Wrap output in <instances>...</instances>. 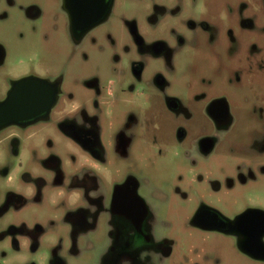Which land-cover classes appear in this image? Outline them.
Segmentation results:
<instances>
[{"label": "rangeland", "instance_id": "374dc122", "mask_svg": "<svg viewBox=\"0 0 264 264\" xmlns=\"http://www.w3.org/2000/svg\"><path fill=\"white\" fill-rule=\"evenodd\" d=\"M27 1L17 0L21 6ZM154 1L170 11L179 9L176 14L179 35L192 37L181 17L192 21L199 20L203 14L209 27L218 25L223 44L208 48L200 36L196 48L180 49L168 61L143 57L142 74L135 80L128 65L137 54L133 49L126 50L130 38L121 19L135 18L141 26L145 4L123 3L109 21L95 31L96 44L85 43V61H81L80 66L73 61L69 67V77H80L81 82H66L62 89L64 94H77L80 97L74 99L83 100L88 99L82 97L88 92L82 82L89 76H96L105 85L110 80L115 81L114 94L106 99L107 105L101 109V114H97L96 124L103 148L99 165L102 176L114 182L125 177L134 181L137 195L148 211L145 226L152 243L169 240L172 253L166 258L159 256L151 244L118 262L111 257V234L115 224L107 209L110 186L104 183L99 184L96 196L90 195L101 199L95 210V223L92 229L80 233L75 239L74 250L72 239L69 244L65 242L70 233L61 224L68 208L63 207L61 187L47 188L42 203L25 212V221L54 224L49 240L57 238L60 241L58 255L66 264H192L197 261L209 264L214 258L229 260V264H248L224 246L222 236L194 230L188 226V219L199 201L215 206L228 217L248 205L264 209V156L250 148V143L258 139L264 129V0ZM6 3V0H0V45L6 53L7 70L13 75L25 70L31 64L29 58L35 50L45 51L49 70L61 69L67 47L61 29L50 32L45 41H38L31 22L24 19L21 11ZM107 33L111 40L104 37ZM163 39L172 43L168 32ZM18 60H21L20 65L16 64ZM154 74L161 75L164 86L158 88L154 85ZM205 82L209 83L208 87H203ZM117 85H130L132 92L121 96ZM7 87L6 80L1 81L0 71V99ZM203 88L206 94L222 93L232 111V122L222 130V141L217 142L215 149L207 155L200 154L196 148L187 151L188 147L184 145L187 143L182 147L176 145V120L165 108V100L174 98L191 111L200 110L203 103L189 96ZM193 120L196 125L204 122L199 116ZM74 146L63 142L54 148V152L66 162L70 155L77 154ZM14 148L0 139L1 167L12 169L13 174ZM45 164L49 166V163ZM248 170L253 173L252 177L244 174ZM237 172L242 173L244 181L236 180ZM206 176L214 177L220 183L224 180L227 185L213 194ZM1 181L7 183L6 177L1 176ZM19 216L9 212L0 222L16 221Z\"/></svg>", "mask_w": 264, "mask_h": 264}, {"label": "flooded vegetation", "instance_id": "af4514ba", "mask_svg": "<svg viewBox=\"0 0 264 264\" xmlns=\"http://www.w3.org/2000/svg\"><path fill=\"white\" fill-rule=\"evenodd\" d=\"M6 2L9 7L21 11L24 19L31 22L32 32L38 41H45L50 32L61 29L67 47L62 67L56 72L49 70L45 51L41 53L35 50L29 58L31 64L13 75L7 70L6 53L0 45L1 81L6 80L8 83L0 102L8 97L11 84L27 77L46 83V93L42 97H56L48 110H42L30 120L5 126L0 124V139L15 146V173L12 169L1 167L0 162V177H6L7 181L0 183V219L9 212L20 215L16 221L0 222V264H66L58 255L60 241L52 237L53 241L49 240L54 224L49 221L46 225L26 222L25 212L34 210L37 204L42 203L47 188L61 187L63 207H68L63 213L61 224L70 233L65 242L69 244L72 239L74 250L75 239L80 233L92 229L95 223V210L101 199L92 196L99 193L100 183L110 186L107 209L115 224L114 233L111 234V257L118 262L132 257L151 244L159 256L168 257L173 251L172 243L161 239L153 244L146 231L148 211L137 195L138 188L134 181L125 177L120 182H114L102 176L103 171L99 165L103 159V148L96 124L97 114H101V109L107 105L106 99L114 94L112 87L116 86L115 81L110 80L105 85L96 76H89L82 82L88 92L82 96L88 99L83 100L74 99L80 97L77 94H64L62 87L66 82H81L80 77H69V67L73 61L78 66L81 61H85V43L96 44L95 31L106 24L116 8L123 3L145 4L141 26L135 18L136 21L128 17L121 19L130 38L126 50L133 49L137 54L128 65V71L135 80L142 74L143 57L168 61L180 49L196 48L200 36L208 48L223 44L218 25L209 27L203 14L199 20L192 21L181 17L184 27L192 33L191 38H185L179 35V20L176 18L179 9L170 11L154 0H29L23 6L17 0ZM1 14L0 4V17ZM167 32L172 38L170 44L163 39ZM109 36L108 33L104 35L108 39ZM33 62L40 67L33 66ZM20 63L21 60L16 61V64ZM153 83L160 88L165 82L160 74H154ZM117 86L121 96L132 92L130 85ZM205 86L208 87L209 83H203ZM226 96L231 97L229 93ZM189 97L203 103L200 110L191 111L174 98L165 100L166 110L176 120L174 139L178 147L187 143L184 144L188 147L187 151L196 148L200 154L207 155L215 149L217 142L222 141V130L231 124L232 111L222 93L206 94L203 88L201 92ZM196 116L204 120L201 125L195 124L193 119ZM63 142L75 145L73 148L77 152L74 153L76 156L70 155L66 162L54 152V148L60 147ZM250 148L264 156V129L260 137L250 143ZM45 163H49V166ZM244 174L252 177L253 173L248 170ZM235 176L239 182L244 181L242 173L237 172ZM196 177L202 180L201 176ZM205 179L213 194L219 193L221 187L227 185L223 179L222 183L211 176ZM188 226L200 232L222 236L224 246L231 249L241 261L264 264V209L248 205L228 217L215 206L199 201L188 219ZM215 259H211L209 264H229V260ZM197 262L192 264H200Z\"/></svg>", "mask_w": 264, "mask_h": 264}, {"label": "water", "instance_id": "95a60500", "mask_svg": "<svg viewBox=\"0 0 264 264\" xmlns=\"http://www.w3.org/2000/svg\"><path fill=\"white\" fill-rule=\"evenodd\" d=\"M46 89V83L34 77L23 78L11 84L8 97L0 102V124H17L34 118L42 110H48L56 97H42Z\"/></svg>", "mask_w": 264, "mask_h": 264}]
</instances>
